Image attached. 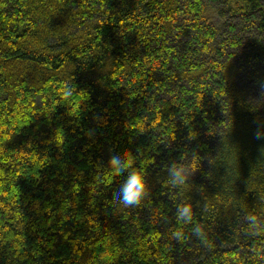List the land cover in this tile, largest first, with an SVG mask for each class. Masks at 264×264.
I'll use <instances>...</instances> for the list:
<instances>
[{"label":"trees","instance_id":"obj_1","mask_svg":"<svg viewBox=\"0 0 264 264\" xmlns=\"http://www.w3.org/2000/svg\"><path fill=\"white\" fill-rule=\"evenodd\" d=\"M0 264H264V0H0Z\"/></svg>","mask_w":264,"mask_h":264},{"label":"clouds","instance_id":"obj_2","mask_svg":"<svg viewBox=\"0 0 264 264\" xmlns=\"http://www.w3.org/2000/svg\"><path fill=\"white\" fill-rule=\"evenodd\" d=\"M115 154L118 167L127 172L126 178L120 186L119 200L126 206L137 205L148 191L147 173L142 166L135 163V154L128 146L117 147ZM108 174H110V170ZM169 174L173 183L180 184L186 179L184 166L175 162L169 167ZM178 215L181 218L191 219L192 212L187 205H181L178 208ZM251 222L256 223L255 219H252Z\"/></svg>","mask_w":264,"mask_h":264}]
</instances>
